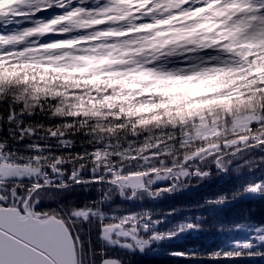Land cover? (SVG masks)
Wrapping results in <instances>:
<instances>
[{"label":"trees","instance_id":"obj_1","mask_svg":"<svg viewBox=\"0 0 264 264\" xmlns=\"http://www.w3.org/2000/svg\"><path fill=\"white\" fill-rule=\"evenodd\" d=\"M253 21L230 24L229 31L235 34L222 37L237 49L233 61L226 64L236 70L208 77L199 74L193 81L189 76L165 79L156 75L155 67L125 66L122 60L104 68L77 66L81 69L78 72L24 67L23 62L33 53L18 59L9 70V81L0 84V115L8 129L14 110L17 119L13 131L23 129L27 135L18 145L5 132L9 148L0 163L5 161L13 168L34 167L52 178L72 170L83 177L79 183L52 187L62 192L41 193L28 202L27 211L41 219L63 220L73 236L81 223L71 217L89 219L80 213H91L93 219L82 231H92L96 251L94 256L88 252L84 264H93V260L101 264L107 258L120 264H264V247H253L252 251L243 244L233 247L234 242L246 241L264 227V147L255 150L264 145L260 139L264 124L255 131L254 124L242 131L231 129L239 113L252 112L260 117L258 123L264 121V38L256 36L260 28L255 30ZM249 29H254L251 34ZM46 54L35 56L60 63V56L51 59ZM157 71L165 74L161 68ZM134 87L141 90L140 94L117 92L118 88ZM214 117L225 130L214 138L219 151L207 153V143L193 134L203 121ZM254 137L258 140L252 141ZM112 168L122 177L144 174L145 185L142 189L126 186L120 193L119 182L109 173ZM194 171L207 173V177H194ZM166 173L175 176L151 182ZM25 177L28 179L20 182ZM22 178L2 183L6 197L9 195V200L4 198L5 207L21 209L34 192L32 184L41 181L34 175ZM169 185L174 186L173 192L161 191ZM37 202L41 208L34 211ZM101 207L106 222L100 225L97 239L95 218L101 215ZM129 213H147L163 220L156 232L174 231L183 223L198 224L200 230L182 232L157 245L153 242L143 253L107 247L113 244L105 237L104 227L119 225L108 217ZM75 243L81 264L83 253L79 242ZM189 249H197V257L217 249L228 250L233 258L190 260L168 254Z\"/></svg>","mask_w":264,"mask_h":264},{"label":"snow or ice","instance_id":"obj_2","mask_svg":"<svg viewBox=\"0 0 264 264\" xmlns=\"http://www.w3.org/2000/svg\"><path fill=\"white\" fill-rule=\"evenodd\" d=\"M151 2L152 0H29V9L27 12H23V10H21L23 19L19 20V22L29 23L33 25L32 27L26 28L22 32H14L11 28L12 21H0V84L7 83L9 81V70L13 67L14 64H16L18 59L24 57L25 55H28L29 53H59L60 63L57 65L54 64L52 60L46 57H38L33 55L29 60L23 62V66L26 68L36 67L51 72H78L81 69L75 66L73 63L78 59H85L88 62L106 66L107 64L111 63L113 59V57L109 54H98L96 56L80 57L75 55L74 53L92 51L102 52L101 49L89 46L94 45L101 36H117L125 35L126 33L105 31L103 28L98 29L96 26H108L109 22L106 19L93 18L87 21H82L79 19V17L82 14L91 17L94 14L99 15L105 12L124 14L130 12L133 7H135L136 13L138 14L140 12V9H143L145 7L146 3L150 4ZM187 2L188 0H186V6ZM215 3L216 0H207V4L200 2L197 3L196 6L207 7V5ZM220 3L222 5L227 3L228 5L236 4L242 8H251L252 11L249 12L248 15L256 17V20L253 21L254 29L259 30V28L264 27V0H220ZM95 8H100V13H96ZM49 9H59L62 10V12L61 14L53 15L50 19L38 17V14L47 13ZM194 11L195 9H193V12ZM237 18L238 17H234V19ZM205 23L207 24V22ZM6 24L8 25L7 27ZM88 29H90L91 32L86 31ZM254 29H249V34H251ZM134 30L143 31L144 29L137 27ZM199 31L200 26H193V28L188 30L189 33H198ZM46 37L60 38L48 39L46 42H42ZM233 48L234 46H229L227 51L231 52ZM235 70V68L212 69L213 72H227ZM206 74L207 72L201 73V75ZM16 119L17 117L14 115L13 110L12 118L8 121L9 128L5 129L3 124L4 117L3 115H0V145H2V147H0V158H2L3 152L9 148V145L5 143V140L8 139V137L5 136V132L10 133L15 139L16 144L18 145L23 144L24 137L25 135H27V133L24 132L23 129H21V131L18 133L13 131L12 125ZM260 124H264V121L254 124L252 126L253 130L255 131L257 128H259ZM33 135H35V133H33ZM260 139L264 140V136L260 137ZM260 147H264V145H259L255 150L258 151ZM9 155H11V152L9 153ZM189 163H191V161ZM217 169L219 170V165H217ZM129 171H134V169H129ZM23 179L28 178H22L20 182H23ZM36 183L38 185L41 184L40 181H36ZM54 183L55 181L50 182L47 188L38 186L36 191L33 192L30 197H28L29 203H31L32 199H35L41 193L47 195L49 192H62L63 189H52V184ZM25 191H27V188H25ZM161 191H163L164 193L173 192L174 186L169 185L167 188L162 189ZM17 194L19 195V190H17ZM133 198H135L134 195L131 197V199ZM21 199H23V197ZM219 202L222 203L223 200ZM0 205L6 206L5 202L2 201H0ZM40 208L41 205L39 202H37L33 210L39 211ZM145 216L147 217V219L143 218ZM71 218L74 220L80 219L81 228H78L76 230L74 236L70 230L69 235L72 236L74 245L76 241L79 242V246L84 257L81 264H84V260L86 259L88 252L92 251L94 256L96 251V244L93 239L92 231L89 230L87 234L82 231V229L89 223V220L93 218L91 216V213H89V219H82L78 216ZM108 220H113L114 222L119 223L121 228L129 229L131 231V236L142 239L144 241V245L139 249L141 253H143L145 248L153 242L172 239L176 235L185 231L200 230L198 224L183 223L174 231L156 232L155 229L161 223H163V220L153 219L152 216L147 213H129L123 216L112 215L108 217ZM105 222L106 215L102 211L101 207V215L95 218V223L97 225L95 227V233L97 239L99 238L101 232L100 225ZM153 234H155V238H153ZM261 236H264V227L259 229V232L256 236H252L248 240L243 242H234L233 247H238L240 244H243L244 247L249 251H252L253 247H264V238H260ZM137 243L139 244V240H137ZM107 247L119 248L128 251L135 250L129 248L127 239H125L121 244L108 245ZM6 251L9 257L20 254L18 249H15L11 246H8ZM41 251H43V249H41ZM4 252L5 246L3 242H0V264H5ZM197 252V249H189L186 251L169 252L168 254L190 260L207 258L209 260L227 261L233 258L232 254L228 250L226 251L217 249L212 252L201 253L199 257H197L196 255ZM105 254L107 255V253ZM262 255H264V253H262ZM93 264H95V260H93Z\"/></svg>","mask_w":264,"mask_h":264},{"label":"rangeland","instance_id":"obj_3","mask_svg":"<svg viewBox=\"0 0 264 264\" xmlns=\"http://www.w3.org/2000/svg\"><path fill=\"white\" fill-rule=\"evenodd\" d=\"M185 0H153L152 6L147 8V10H140V12L137 14L135 7L130 10V12L124 13V14H117L112 12H105L101 13L99 15H93L88 16L82 14L79 19L82 21H87L90 19H106L108 20V26H96L98 29L103 28L105 31H114V32H124L125 35H129L126 38L123 37H116V36H101L99 40L95 42L94 45H90L89 47H95L98 49H101L102 52L92 51V52H78L74 53L77 56L80 57H87V56H96L98 54H109L113 58L120 57L121 52L123 50H128L131 48H134L136 43H138L140 40H137L136 42H133V38L142 37V34H140V31H135L134 29L137 27L143 28V29H153L160 30V33L156 35L158 39H160L159 45L160 47L164 45L172 46L171 50H167V48L160 52L159 49H155L154 55H152V60L150 61L153 63V61H156L157 63L154 64V67L156 69V75H161L165 79L167 78H178V76H182V73H191L194 67H205L209 66L211 63L213 64H220L222 63V59L224 55H227L229 51H227L228 48H221L217 53L210 54L209 57H194L193 54L196 52H201V50L198 49V45L204 44L203 40L201 38H212L214 40H218L220 37L219 34H224V27L223 21H221L217 15L223 14V19L225 20L226 17L231 16V12L229 11L233 9L235 12H239L238 18H242L244 16H247L248 18H252L254 16L248 15L249 12L252 11L251 8H242L239 7L236 4L228 5L227 3L221 4L220 0H216L215 4L207 5V7H197V3L203 2L207 4V0H193L188 7L183 6ZM91 6V5H89ZM95 7V6H94ZM186 7L185 9H182ZM29 9V0H0V15L2 18V21H12L11 28L14 32H22L26 28H30L33 25L29 23H20L19 20L23 19V16L21 15V10L23 12H27ZM193 9H195L194 12H200L201 16H198L194 18L195 22H192V28L193 26H197L198 24L204 25L205 30L202 33H190L189 39L185 41V43H189V52L192 53L190 56L184 58L183 60H180L182 56H179L178 53L182 54L185 52V49L182 47L177 46V43H173V40L176 39L175 37V30L176 28H180L182 24V20H186V17L188 15H192ZM165 10H170V15L168 16H162ZM226 10V11H225ZM242 10L246 11L244 14H242ZM51 11V12H49ZM54 11V12H52ZM88 11V10H86ZM133 11V12H131ZM183 11V12H182ZM62 10H53L49 9L47 13H40L38 14V17H43L45 19H50L53 14H61ZM96 13H100V8H95ZM145 12H148L145 14ZM180 12L183 14V19L180 18L181 25L175 28L170 29V24L173 18L178 17L180 15ZM242 14V15H241ZM212 16L211 21H207L205 19H201L200 17L203 16ZM198 18V19H197ZM142 22V23H141ZM177 22V23H179ZM207 22V24L205 23ZM176 23V24H177ZM198 23V24H196ZM218 23V24H216ZM174 24V25H176ZM214 24V25H213ZM217 25V27H215ZM8 25L6 24V27ZM58 27V26H57ZM215 30H213V29ZM91 32L90 29L86 30ZM260 34V35H259ZM262 38H264V27H261L258 35ZM60 37H46L44 41L46 42L48 39H59ZM123 38V39H122ZM184 43V44H185ZM161 49V48H160ZM160 53L165 54V56H160ZM35 55V53H33ZM50 58H54L56 56H60L59 53H49L47 54ZM180 60V62H178ZM75 66H82L85 68L89 67H101L104 68L103 65H97L93 62H88L85 59H78L74 62ZM136 65H143L142 63L136 62ZM144 66V65H143ZM162 69V71L165 74H160V71H157V69ZM162 73V72H161ZM160 76V77H161ZM117 92H121L122 94H125V92L128 94V96H135L140 94L141 90L137 89L136 87L132 89H126V88H118ZM118 94V93H117ZM242 114V115H241ZM237 117H235L231 122V129L233 131H242L247 128H249L252 124H256L260 121V117L252 112H246V113H239L236 114ZM215 120H209V121H203L195 130L193 137L196 139L203 140L207 143V153H214L215 151H219L218 144L215 143L216 137H219L224 133L225 127L224 124L220 122V120H217L218 118L214 117ZM258 140V138H257ZM234 145L237 144V142L233 143ZM217 161H219V158H217ZM5 161H2L0 163V182L7 180V179H13V177H18L19 179L28 176V175H34L39 177L40 173L38 170L33 168H28L24 166H19L17 168H13L7 164L4 163ZM200 174L197 171H194L193 174L195 176ZM192 174V175H193ZM19 175V176H18ZM173 174H164V175H157L155 179L153 178L151 180L152 183L155 182H162L168 180L169 177H171ZM175 176V175H173ZM182 176V175H181ZM144 174H134L127 177V179L124 180V182L127 184L129 183L130 188L132 189H142L145 185L143 180ZM185 178V177H182ZM144 181V182H143ZM121 188L126 189L127 185L123 184V182H119ZM149 185V184H148ZM126 187V188H124ZM6 191L5 188H2L0 185V201L4 202V198L9 200V195L6 197ZM14 195V193H13ZM10 201H13V197L10 196ZM80 215L88 216V212H81ZM127 233V235H126ZM256 233L255 235H257ZM105 237L108 239L110 244H121L125 239L128 240L129 248L135 249L134 251H139L141 246L144 245V241L140 240L137 237L131 236V231L123 229L121 227L112 228L109 233L105 234ZM155 238V237H154ZM263 238V237H262ZM137 240H139V244L137 243ZM156 245L159 244V242H154ZM152 244V243H151ZM150 244V245H151ZM148 247L145 248L147 250ZM144 250V251H145ZM101 264H120V262L117 259L113 258H107L104 259Z\"/></svg>","mask_w":264,"mask_h":264},{"label":"water","instance_id":"obj_4","mask_svg":"<svg viewBox=\"0 0 264 264\" xmlns=\"http://www.w3.org/2000/svg\"><path fill=\"white\" fill-rule=\"evenodd\" d=\"M0 207V242L5 246V264H76V250L65 224L48 217L39 220L26 211ZM112 228H106L109 233ZM18 249L20 254L9 257L7 247ZM43 249V251H41Z\"/></svg>","mask_w":264,"mask_h":264}]
</instances>
